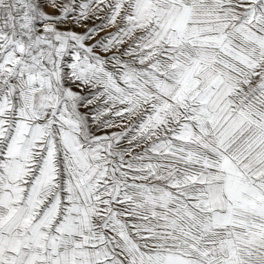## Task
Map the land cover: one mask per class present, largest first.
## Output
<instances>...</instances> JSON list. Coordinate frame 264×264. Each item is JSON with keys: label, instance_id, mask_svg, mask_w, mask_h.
Masks as SVG:
<instances>
[{"label": "snow or ice", "instance_id": "obj_1", "mask_svg": "<svg viewBox=\"0 0 264 264\" xmlns=\"http://www.w3.org/2000/svg\"><path fill=\"white\" fill-rule=\"evenodd\" d=\"M0 264H264V0H0Z\"/></svg>", "mask_w": 264, "mask_h": 264}]
</instances>
